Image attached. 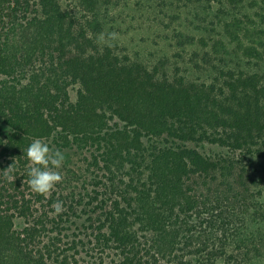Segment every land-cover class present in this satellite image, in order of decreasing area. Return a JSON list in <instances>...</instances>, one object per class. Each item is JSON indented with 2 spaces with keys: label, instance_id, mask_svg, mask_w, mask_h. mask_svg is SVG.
Masks as SVG:
<instances>
[{
  "label": "trees",
  "instance_id": "obj_1",
  "mask_svg": "<svg viewBox=\"0 0 264 264\" xmlns=\"http://www.w3.org/2000/svg\"><path fill=\"white\" fill-rule=\"evenodd\" d=\"M0 124V264H264V0H0Z\"/></svg>",
  "mask_w": 264,
  "mask_h": 264
},
{
  "label": "clouds",
  "instance_id": "obj_2",
  "mask_svg": "<svg viewBox=\"0 0 264 264\" xmlns=\"http://www.w3.org/2000/svg\"><path fill=\"white\" fill-rule=\"evenodd\" d=\"M25 154L32 165L27 170L29 186L36 193H49L62 179L58 170L63 166L65 155L58 149L52 150L40 138L29 144ZM52 207L56 214H60L63 211V202L57 200Z\"/></svg>",
  "mask_w": 264,
  "mask_h": 264
},
{
  "label": "rangeland",
  "instance_id": "obj_3",
  "mask_svg": "<svg viewBox=\"0 0 264 264\" xmlns=\"http://www.w3.org/2000/svg\"><path fill=\"white\" fill-rule=\"evenodd\" d=\"M69 1V0H68ZM136 24H128L126 25H122L120 29H125L124 30V39L125 41L129 42H133V43H137L138 41H141V43L144 44V28L146 25L143 24V22H141V20H137V22H134ZM117 27H115V29H117ZM70 90V97L73 100L75 98V91H76V86H70L69 88ZM5 131V128L3 127L2 124H0V137L3 135ZM255 168L253 167V171L252 173L255 175H261L264 177V161H256L255 162ZM17 227H21L22 223L20 220L16 221Z\"/></svg>",
  "mask_w": 264,
  "mask_h": 264
}]
</instances>
